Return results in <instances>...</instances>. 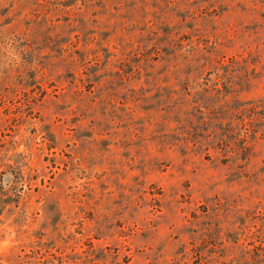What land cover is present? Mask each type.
I'll list each match as a JSON object with an SVG mask.
<instances>
[{
  "label": "rangeland",
  "instance_id": "obj_1",
  "mask_svg": "<svg viewBox=\"0 0 264 264\" xmlns=\"http://www.w3.org/2000/svg\"><path fill=\"white\" fill-rule=\"evenodd\" d=\"M0 264H264V0H0Z\"/></svg>",
  "mask_w": 264,
  "mask_h": 264
}]
</instances>
